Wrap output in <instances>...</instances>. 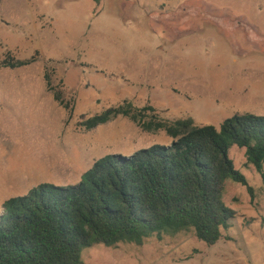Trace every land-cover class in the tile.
<instances>
[{"label": "rangeland", "instance_id": "374dc122", "mask_svg": "<svg viewBox=\"0 0 264 264\" xmlns=\"http://www.w3.org/2000/svg\"><path fill=\"white\" fill-rule=\"evenodd\" d=\"M219 1L31 0L35 30L1 26L0 60L36 62L0 70V214L39 185H76L105 156L170 142L122 117L91 131L78 126L125 101L197 126L264 116V0ZM46 71L70 116L46 90ZM228 156L254 198L226 182L223 200L235 216L215 245L192 231L153 235L141 247L85 249L82 264H264V179L244 150Z\"/></svg>", "mask_w": 264, "mask_h": 264}, {"label": "trees", "instance_id": "16d2710c", "mask_svg": "<svg viewBox=\"0 0 264 264\" xmlns=\"http://www.w3.org/2000/svg\"><path fill=\"white\" fill-rule=\"evenodd\" d=\"M36 58L0 60L1 69H21ZM46 90L69 116L72 108L53 87ZM122 117L147 133H164L170 142L131 156H105L76 185L42 184L27 195L8 199L0 214V264H82V252L94 246H143L153 235L193 232L207 246L222 239L235 212L224 203L226 182L253 191L235 169L229 150L245 151L246 165L264 179V116L235 114L219 128L197 126L192 119L165 121L152 106L125 101L82 120L94 130Z\"/></svg>", "mask_w": 264, "mask_h": 264}, {"label": "crops", "instance_id": "0c3cea01", "mask_svg": "<svg viewBox=\"0 0 264 264\" xmlns=\"http://www.w3.org/2000/svg\"><path fill=\"white\" fill-rule=\"evenodd\" d=\"M175 1V0H174ZM202 1L213 7L220 2L219 0H197ZM31 0H0V27L5 29H15L20 32L30 30V26L35 30L37 25V17L34 11L29 16V6ZM218 8V7H217ZM30 32V31H29Z\"/></svg>", "mask_w": 264, "mask_h": 264}]
</instances>
